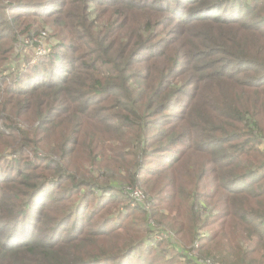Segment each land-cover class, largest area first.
I'll return each instance as SVG.
<instances>
[{"label":"trees","instance_id":"obj_1","mask_svg":"<svg viewBox=\"0 0 264 264\" xmlns=\"http://www.w3.org/2000/svg\"><path fill=\"white\" fill-rule=\"evenodd\" d=\"M3 1L6 69L25 58L11 23L20 21L21 36L32 38L51 19L70 39L57 40L0 88L14 115L0 111V121L7 119L0 126V264H150L143 255L136 262L144 244L171 250L183 264H203L168 240L151 244L146 214L120 185L84 180L65 164L77 146L71 132L80 129L77 142H86L90 124L131 149L129 160L111 150L105 160L112 169L88 156L90 166L124 172L128 184L144 186L170 212L185 199L183 223L175 227L177 215L163 216L161 208L154 223L196 241L202 258L264 264V0ZM55 121L65 125L52 132L61 141L57 161L5 153L12 146L5 136L35 145L36 125ZM85 150H92L88 143ZM206 178L213 187L201 192ZM77 195L74 208L61 205ZM116 203L122 211L104 214ZM138 224L143 236L135 239Z\"/></svg>","mask_w":264,"mask_h":264},{"label":"rangeland","instance_id":"obj_2","mask_svg":"<svg viewBox=\"0 0 264 264\" xmlns=\"http://www.w3.org/2000/svg\"><path fill=\"white\" fill-rule=\"evenodd\" d=\"M13 3H17L19 1H27V0H10ZM7 3L6 1L0 0V4H5ZM0 9H3V7H0ZM96 14H99L98 9H96ZM105 15V14H104ZM103 15V16H104ZM101 21H105L103 19H101ZM20 22V21H18ZM18 22H14L11 23L10 26L15 30L16 32V37L20 40L25 39V36H21V29L23 26L20 27V24ZM23 21H21L22 23ZM38 31V35L40 33H45L46 35V41L47 43L49 42L50 45L52 46V49L54 47V45L56 44L57 40H64L66 42L69 41L70 36H69V32L68 30L61 29V28H56V26L52 23L51 19H46L45 22H43L42 25H40L37 29ZM36 34V35H37ZM16 45H19V42L16 43ZM14 54V51L10 53ZM8 56L9 58H14L13 56ZM14 61L17 62V65L15 62H9L10 63V68L6 69V65L4 67V64L1 65L0 64V79H2L1 81L3 83H0V88L1 89H6V84L9 82L10 78L19 73V72H25L27 68H29V58H14ZM8 98L5 97V93H3V91L0 92V102H1V106H0V111L2 113L14 116L12 114V112L9 110V108H6V100ZM32 115H29V117ZM19 117H24V116H17L16 118ZM22 121H26L23 120V118H20ZM29 120V119H27ZM4 121H7V119L5 118V120L0 121V126H2V123ZM18 121V120H17ZM65 125L62 123H59L58 121H55L53 124L52 123H48L46 124L44 127H37L36 128L38 130V133L36 136H34L35 138L32 139V141H36L37 143L35 145H33L32 143L30 144H25L22 146V142L20 140V134H17V136L14 134H10L12 136H5V140L12 144V146L7 147V150L5 151V153H13V151H17L20 152L22 154L23 157L28 158L29 160H34L36 158V156L40 157L39 159H51V160H55L57 161L58 159H60L59 155L57 156V147L59 148V145L61 143L60 139L56 136V138L53 137L52 132L55 129L56 131H58L60 133V128L64 127ZM26 128V127H25ZM33 127H28L26 130L30 131ZM74 129V127H73ZM86 129H90L89 133H94L93 136H88V140L86 142H77V134L80 132V129L77 131H72V135L75 138V141L77 143V146H75L71 152V154L69 155L68 159L66 160L65 164L68 163V167L70 169H73L76 171L77 174H82L84 177L82 179L84 180H92L91 178H96L99 182L108 185L110 183V181H112L111 183L113 185H120L123 188V192L126 195V197L130 200V202L132 203V199L129 197L127 192H130L131 194L135 191L140 192L141 193V203H137L138 207L136 205H133L132 207H137V209H139L140 211L144 212L146 214V218H147V225L151 231V235L149 234L148 237H150V241L151 244H154V233L155 232H160V236L159 239L160 241L162 240H168V242L174 244L175 246H177L179 249V251L181 253H183L188 259L192 260L191 258L193 257L197 262H201L203 264H207V262H209V264H222L220 263V261H218V259L213 260V259H205L202 258V256L200 255L198 248L199 245L196 241L192 242L190 240L189 237L186 236H175V234L170 231L168 228L162 227L156 223H154V219L152 218V214L154 212V209H158L161 208L163 209L161 212L163 213V216H176L177 218L175 220V227H177L180 223H183L184 217L186 215V207H185V199H177L174 202V209L173 211L166 209L165 204H167V202L163 201L161 202H156L152 199L151 196H153L152 193H150L149 191L145 190V187L143 186H135L132 187L130 184H128L127 182V175L124 172L121 173H117L115 172V174H112V172H106L107 173L105 175V173L100 170L97 171L96 169H94V167L90 166L87 157H96L98 159V161H101L103 164L101 167L103 169H105L106 167H108L109 169H112V165L108 164V162L105 160V157L111 158L113 156V153L111 154V150L116 151V153H121L123 155H126V158L129 160L130 158L127 156L131 149L129 147L124 146V143L114 139V140H105L103 137H105V134L99 130L96 129V127L93 124H90ZM98 131V133H96ZM87 133V134H89ZM100 134L102 138L96 137V135ZM90 138H92V142H90ZM96 139H99V146H100V150L95 151V148L93 146V142L96 144ZM126 139V138H125ZM125 139L121 140V141H126ZM4 143V142H3ZM89 144L91 147V151L87 152L86 150L84 151V146L85 144ZM3 147V146H2ZM117 158V157H116ZM40 160V161H41ZM39 161V162H40ZM38 162V163H39ZM109 165V166H108ZM136 171V167L134 166L133 168L128 169L129 173L135 172ZM100 172V173H99ZM179 174L182 177H185L188 175V172L185 171V169H181L179 170ZM77 179H79V176H76ZM91 177V178H90ZM139 178V177H138ZM140 181L141 178H140ZM213 187V182L211 179L206 178L204 180V182L201 185V192H207L210 188ZM166 194H164L162 197H165ZM79 197H81L80 195L74 196L72 198V200H67L65 202H62L61 205L68 207L69 209L74 208V205L72 203V201H76ZM69 201V202H68ZM95 201V198L93 197H89L87 204H93ZM123 205L124 204H112L110 205L107 210L105 211L104 214H117L118 212L123 210ZM154 205L156 207H154ZM85 206H86V202H85ZM141 207V208H140ZM85 209V208H84ZM142 217V215L140 216ZM139 217V221L140 218ZM129 222H126L125 225H127ZM187 229V226H186ZM131 230H139V232L135 235V239H139L141 238L143 235V228L140 226V224H138V226H132ZM133 232V231H132ZM162 233V236H161ZM152 236V237H151ZM157 241V240H155ZM150 244V246H151ZM137 251L139 253H141V256L138 258V260L136 261L137 263H140L141 257L143 255V257L145 258V260L147 262H150V264L153 263V261L155 263L153 264H165L167 261H172L174 258V254L171 250L169 249H164L163 247H156L155 249L149 248L147 245H142L140 247H138ZM163 251L169 252L167 254H164ZM98 253H103V250H98ZM174 262H172L171 264H183L182 262H180L179 260H177L176 258H174ZM210 260V261H208ZM194 261V260H193Z\"/></svg>","mask_w":264,"mask_h":264},{"label":"built area","instance_id":"obj_3","mask_svg":"<svg viewBox=\"0 0 264 264\" xmlns=\"http://www.w3.org/2000/svg\"><path fill=\"white\" fill-rule=\"evenodd\" d=\"M45 33H40L39 35L32 38L18 39L19 45L16 46V49L22 50L25 55V58H29V66L35 65L40 59L49 55L52 51V46L46 41ZM129 197L132 199L131 205H136L141 203V193L140 192H127ZM141 208V207H140ZM160 232L154 233V239L160 241L159 239ZM162 236V233H161ZM209 264V262H207Z\"/></svg>","mask_w":264,"mask_h":264}]
</instances>
